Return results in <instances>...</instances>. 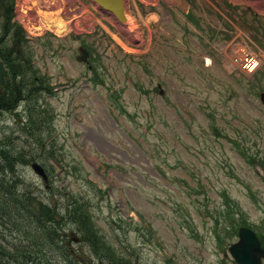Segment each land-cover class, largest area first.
Instances as JSON below:
<instances>
[{
  "label": "rangeland",
  "instance_id": "1",
  "mask_svg": "<svg viewBox=\"0 0 264 264\" xmlns=\"http://www.w3.org/2000/svg\"><path fill=\"white\" fill-rule=\"evenodd\" d=\"M43 1L15 0V20L56 90L54 181L99 183L103 215L146 241L138 264H238L242 225L264 245V62L228 63L264 53V0H126L123 28L90 0ZM82 9L94 14L70 19Z\"/></svg>",
  "mask_w": 264,
  "mask_h": 264
},
{
  "label": "trees",
  "instance_id": "2",
  "mask_svg": "<svg viewBox=\"0 0 264 264\" xmlns=\"http://www.w3.org/2000/svg\"><path fill=\"white\" fill-rule=\"evenodd\" d=\"M14 16L15 0H0V114L24 105L15 127L0 128V264H136L102 233L90 194L46 199L31 185L34 157L58 151L45 137L54 112L38 104L46 77L33 71L30 40Z\"/></svg>",
  "mask_w": 264,
  "mask_h": 264
},
{
  "label": "water",
  "instance_id": "3",
  "mask_svg": "<svg viewBox=\"0 0 264 264\" xmlns=\"http://www.w3.org/2000/svg\"><path fill=\"white\" fill-rule=\"evenodd\" d=\"M35 169L45 176L39 165H35ZM239 234L240 241L233 244L231 248L237 259L243 264H262L261 257H264V249L261 248L257 235L248 228H241Z\"/></svg>",
  "mask_w": 264,
  "mask_h": 264
},
{
  "label": "bare ground",
  "instance_id": "4",
  "mask_svg": "<svg viewBox=\"0 0 264 264\" xmlns=\"http://www.w3.org/2000/svg\"><path fill=\"white\" fill-rule=\"evenodd\" d=\"M41 1H43V0H41ZM101 1H104V0H101ZM44 2V1H43ZM125 5H126V2H124V7H125ZM124 14L126 15L127 13V6H126V8L124 9ZM127 17V16H126ZM61 22V21H60ZM59 22V23H60ZM59 28H63V26L62 25H58V29L57 30H59ZM60 31V30H59ZM247 48H244V49H241V52H240V55H239V57H244L245 55H246V53H247ZM231 54V53H230ZM233 56H235V57H238V55L236 54V53H234L233 54ZM232 59H231V61H230V64L231 65H237V61H236V59H234L233 57H231ZM211 60V59H210ZM209 61V60H208ZM229 63V62H228Z\"/></svg>",
  "mask_w": 264,
  "mask_h": 264
}]
</instances>
